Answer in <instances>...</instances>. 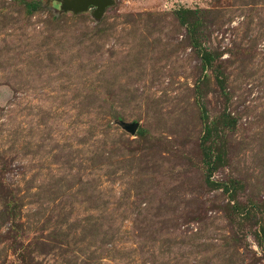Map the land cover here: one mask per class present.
I'll return each instance as SVG.
<instances>
[{
  "label": "rangeland",
  "instance_id": "rangeland-1",
  "mask_svg": "<svg viewBox=\"0 0 264 264\" xmlns=\"http://www.w3.org/2000/svg\"><path fill=\"white\" fill-rule=\"evenodd\" d=\"M0 264H264V0H0Z\"/></svg>",
  "mask_w": 264,
  "mask_h": 264
},
{
  "label": "water",
  "instance_id": "water-1",
  "mask_svg": "<svg viewBox=\"0 0 264 264\" xmlns=\"http://www.w3.org/2000/svg\"><path fill=\"white\" fill-rule=\"evenodd\" d=\"M63 10H72L75 13L93 9L95 17H100L106 8L113 4V0H55Z\"/></svg>",
  "mask_w": 264,
  "mask_h": 264
}]
</instances>
